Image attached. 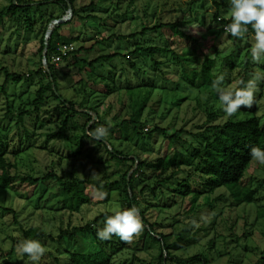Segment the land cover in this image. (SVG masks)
Masks as SVG:
<instances>
[{"label":"rangeland","instance_id":"rangeland-1","mask_svg":"<svg viewBox=\"0 0 264 264\" xmlns=\"http://www.w3.org/2000/svg\"><path fill=\"white\" fill-rule=\"evenodd\" d=\"M32 1L45 3V0ZM217 2L219 8H216L210 0H76L75 8L80 11L81 18L96 16L97 19L80 22L78 18H71L70 11L63 13L58 7L45 4L40 9L37 8L39 14L34 12L30 16L34 22L31 31L25 30L24 18L21 16L17 22L9 19L0 21V86L5 78L1 71L2 68H6L10 73L22 74L25 78L18 85L8 82L4 88L6 94L0 91V139H6L8 147L14 153L18 151L19 141L23 144V148L28 150L17 154V171L24 176L30 174L35 178L42 177L52 171L58 175L62 173L67 178L69 171H74V173L76 171V175L80 178L88 176L97 178L102 176L103 171V166L86 162L85 166L81 168L82 162H74L71 158L74 150L70 140H46L49 133L56 131L55 123L41 126V123H37L32 115L26 117L23 127H15L13 124H9L8 119L4 117L8 103L12 102L18 108L20 104H28L29 100L34 97V92L39 84L36 70L40 68L38 54L40 38L44 36V39H47L49 35L46 31L44 32L45 26L50 32L53 27L57 26V23H66L61 33L63 32L64 35L75 40L73 43L75 49L94 45L91 51L83 53V58L89 61L99 55L111 54L116 51L127 54L136 47L168 48L176 54L194 48L200 61L203 58H213L216 61L217 65H215L214 71L216 75L220 74L218 66L221 60L232 54L235 69L229 78L231 83L241 79L238 74L242 72L246 63H249L250 66L249 73L245 77L246 81L253 73H264V62L257 64L251 59L252 36L248 33L244 39H238L236 43L228 39L227 33L221 35L217 42V51L214 53L213 40L205 37L206 27L211 25L210 17L217 11L220 19L225 21L230 19L229 0H217ZM90 4L96 5L95 10L92 6L89 7ZM116 5L119 9L113 15L110 13L111 17L103 14L106 8L108 11L113 10ZM5 6L4 1L0 0V10ZM41 15L51 16L57 21L46 25V20L42 19ZM166 22H179L180 29L185 33L186 39H180L179 36L164 28H156L143 35L140 33L144 28H152L157 23ZM131 34L136 35L122 41L112 38V35L129 36ZM97 42H102V45L96 44ZM106 44L109 45L105 48ZM171 57V54H157L154 60L159 65L155 66L151 58L140 53L139 56L130 58L139 70L137 74L131 71L128 62L124 60L110 61L95 69L96 75H114L115 83L120 88V91L105 99L98 97L101 103L96 106V112L102 117L103 123L111 128L116 127L115 130L108 132L110 144H113L114 149L123 154H138L139 160H152L163 153L167 154L170 159L174 154L177 158L187 157L192 154L194 148L203 144V140L198 134L204 130L205 110L208 107H211L215 115V118L208 123L209 125H221L227 119L240 120L249 116L251 111L259 116L261 123H264V81H260L258 84L259 90L256 93L254 105L251 108H241L235 115L229 117L221 109L219 99L215 98L217 95L215 91L201 89L197 93V90L191 88L186 82L178 86L175 84L180 76L177 73V67L173 66L174 60ZM159 66L162 72H165L164 78L156 72ZM61 67L57 69L59 94L64 98L75 97L76 101H80L83 97L81 90L77 88L75 91H70L69 89L79 79L76 68H71L68 75H65ZM147 78H153L154 89L142 111L143 131H150L155 126L168 130L169 135L175 131H182L179 139L170 144L168 148L167 142L157 134L144 135L127 141L123 138L124 132L119 131L117 127L122 121H126L134 111L132 107L134 103L127 98L125 89L137 87L140 80L146 81ZM224 83L225 85L231 84L226 81ZM195 97H197V101H195ZM98 100H94L89 107L92 108L96 105ZM49 115H46L44 111L39 114L44 121L47 122L49 118L55 122L56 114L50 112ZM3 129L6 131L5 133ZM25 130L28 132L29 139L25 135ZM77 140L73 143L79 142ZM81 142L84 150L92 152V161H97L98 155L102 156V161L108 160L104 154L103 146L99 147L100 152L97 153L94 141L84 138ZM44 146L47 149L44 150ZM9 159L13 160L10 156ZM108 166L106 171L109 176L118 170L111 160H108ZM93 172L95 173L93 174ZM183 178L184 176L181 175L176 177L177 180H183ZM152 181L150 172H145L144 177L137 179V183L140 182L139 186H145L147 183L152 185ZM240 185L247 186L254 191L253 203L236 207L232 204L233 198L230 192L226 188H218L211 198L215 199L220 196L219 200L209 208L205 206L204 197L207 196L203 195L198 203L199 209L196 212V217L192 221L193 232L197 231V243L186 251L176 253L177 256L186 258L199 253L208 260L209 264H264V217L260 216L264 212V165L253 160ZM45 188V185L39 184L32 187L27 183L17 181L12 183L10 190L0 191V264H32L26 255L20 256L16 252V245L21 240V233L25 228L39 227L46 235H57L62 225V218L55 219L51 209H48L52 204L57 205L54 198L49 199L50 194L55 192V187L49 183V187ZM84 191L92 203L91 206L83 207L78 217L88 221L94 214L102 212L104 207L99 205L98 202L101 198L93 189L88 186ZM154 193L164 202L165 196L159 189H154ZM143 198L149 200L150 194L145 192ZM111 199V204L108 206L109 212L114 207L121 208L120 198L115 193ZM45 200L47 208L43 205ZM140 203L145 207L146 201L141 199ZM169 203L168 199L166 201L168 207H170ZM156 206H161V203H152L151 207L153 208L147 214L150 222L158 215V220H162L166 226L177 221L174 228L179 231L182 225L189 221L188 216L184 215L189 206L188 198L179 203V208L164 209L163 213L157 212L158 207ZM5 210H13L16 213L15 223L12 220V215L7 214ZM63 220H67L66 215ZM74 222L77 223L76 220ZM170 230L171 228H164L162 232L166 234ZM133 240L128 243L130 250L120 253L114 259L113 264H128L130 262L132 259L131 250L135 246L140 248L137 240ZM212 241L213 244H211ZM42 245L46 248V253L38 264H53L54 261L48 256V253L53 254L56 249L59 252L67 249L64 243L61 245L52 244L50 240L44 241ZM76 246L83 252H94L96 249L90 238L85 236L79 238ZM148 251V254L138 253L136 257L139 261L133 264H147L150 258L157 254V247L154 245ZM9 253L11 254L7 255Z\"/></svg>","mask_w":264,"mask_h":264},{"label":"trees","instance_id":"trees-1","mask_svg":"<svg viewBox=\"0 0 264 264\" xmlns=\"http://www.w3.org/2000/svg\"><path fill=\"white\" fill-rule=\"evenodd\" d=\"M6 6L0 10V21L9 19L18 21L21 16L24 18V27L26 31L33 30L32 13L38 12L37 8L45 4H52L66 13L71 12V18H78L81 21H88L89 19H97L96 16L80 17V11L75 8L76 0H45L44 2L36 3L32 0H2ZM216 8H219L217 0H210ZM44 3V4H42ZM95 10L96 5L90 4ZM119 7L116 5L113 10L106 8L103 14L110 16V13L115 14ZM42 16V15H41ZM46 20V25L57 21L51 16H42ZM99 19V18H98ZM211 25L206 27L205 37L212 39L214 42L213 51L216 53L217 42L221 35L225 34L224 27L229 20H223L218 17V12H214L211 17ZM213 24V26H212ZM66 23H57L56 27L50 31L48 38L44 36L40 38L38 54L40 56V68L36 70V75L39 76V84L37 90L34 92V97L29 100L28 104H20L16 108L12 102L6 106L5 119H8L9 124L15 127H23L26 117L33 115L36 122H40L41 126L45 124L55 123L56 131H52L47 135L46 140H64L71 141L73 152L71 158L75 161L82 162V167L86 162L97 166H103L102 176L93 178L88 176L80 178L76 175V171H69L68 178L55 171L48 172L42 177H33L28 174L22 175L17 171V154L24 153L27 148H23V144L18 142V151L13 152L8 147L6 139H0V191L10 190L13 182L27 183L32 187L37 185H45V189L49 187V183L55 187V192L50 194V198L56 200L48 209H51L55 219H61L62 225L58 230L57 235H46L39 227H30L24 229L21 233V239H35L43 243L50 240L52 244H65L66 250L59 252L55 250L53 254L48 253V256L53 259V264H113L114 259L120 253L129 249L126 242L120 240L119 237L113 236L110 240L101 241L96 236L98 228L103 227L105 215H110L108 206L111 204L112 195L115 193L120 198L121 208H128L135 206L139 209V216L143 223V231L134 240L140 248L134 247L132 249V259L128 264L138 262L136 255L140 252L149 253L148 249L152 246L157 247V254L150 258L147 264H209L208 260L201 254L197 253L190 257H180L176 253L186 251L188 248L197 243V231L193 232L192 221L196 217V212L199 209V200L203 195L206 200L205 206L212 207L217 198H211L214 191L218 188H226L232 199V204L236 207L243 204H251L254 201V191L247 186L240 185L247 169L253 161L250 155V149L253 146L264 149V123H261L259 116L255 112H250L249 116L243 117L240 120L227 119L221 125H209L208 123L215 118L211 107L205 110L206 122L203 124L204 130L198 135L203 140V144L194 148L192 154L187 157L177 158L176 154L170 159L165 153L159 155L152 160H139L138 154L131 155L123 154L110 144V138L107 136L102 139H95L89 133L97 127L103 125L108 128V132L115 130L116 127L111 128L109 125L103 123L102 117L96 112V106L101 102L99 98H107L110 95L120 91V88L115 83L114 75L100 76L95 74V69L104 66L106 63L114 60H124L135 74L139 72L136 64L132 63L130 58L137 57L140 53L146 57L151 58L155 66L159 65L154 57L157 54L166 55L171 54L174 60L173 66L177 67V73L180 76L175 83L177 86L181 83H188L191 88L197 90L207 89V91H214L212 89V82L216 78L215 65L216 61L213 58H203L202 61L196 56L195 49L183 50L180 54H176L172 49L168 48H153V47H136L127 54H122L118 51L99 55L93 60H86L83 58V53L91 51L94 45L88 48L75 49L61 57L60 62L55 65L52 64L51 58L58 54V48L61 45H73L75 40L61 33ZM168 29L174 35L185 38V33L181 31L179 22L157 23L152 28H144L140 32L141 35L154 29ZM48 33L45 26L44 32ZM248 34L253 35L252 29L249 26ZM136 34L129 36L112 35L113 40L122 41L127 38L134 37ZM228 39L233 43L239 38L232 37L227 34ZM188 38V37H187ZM111 39V37H110ZM189 39V38H188ZM107 41L109 40L106 39ZM97 42L96 44H101ZM102 45V44H101ZM109 44L105 45L108 46ZM84 54V55H85ZM233 55L225 56L219 67L220 74H225V81L230 82V76L234 71ZM45 60V65L42 61ZM61 65H63L61 67ZM58 67L64 70V74L68 75L71 68H76L79 79L75 84L70 86V91H75L77 88L81 90L83 97L80 101H76L75 97L64 98L59 94L60 86L57 81ZM249 63L245 64L241 73L238 76L246 81V75L249 73ZM4 74V82L0 86V91L5 93V86L8 82L13 85H18L25 80L22 74L10 73L6 68H2ZM156 72L164 78L165 72H162L160 66L157 67ZM28 78V77H27ZM136 79H139L136 77ZM29 81V79H26ZM153 78H147L146 81L140 80L137 87L126 88V96L129 101L133 102L134 111L132 115L126 120L122 121L117 127L118 130L124 132L123 137L127 141H132L136 137L144 135L151 136L157 134L167 142V148L179 139L182 131H175L168 134L165 129H160L155 126L150 131L144 132V124L141 122L142 111L146 107L149 98L154 89ZM174 84V85H175ZM78 91V90H77ZM76 91V92H77ZM143 91V93H142ZM175 91V88H174ZM99 97V98H98ZM215 98L218 99L216 95ZM94 100H98L96 105L89 107ZM197 101V97H195ZM130 102V103H131ZM45 108V110H42ZM50 116V112L56 114L57 119L52 122L48 118L47 122L39 116L40 113ZM237 117V116H236ZM13 122V123H12ZM4 130V129H3ZM6 132L5 130L3 131ZM68 133V135H67ZM27 139V130H25ZM88 138L96 143V152L99 153V147L103 146L104 154L108 160L114 162L118 170L113 172L110 176L107 173L108 160L102 161V156L98 155L97 161L91 160L92 152L84 150L82 139ZM78 139V140H77ZM5 140V141H4ZM79 141L73 143L74 141ZM44 145V144H43ZM46 145V144H45ZM10 149V150H9ZM43 149H47L45 146ZM140 153V152H138ZM134 155V156H132ZM9 156L13 158L9 159ZM132 156V158H131ZM91 161V162H90ZM145 172H150L152 178V185L147 183L145 186H139L137 183L139 177H144ZM177 175L184 176L183 180H177ZM145 179V178H144ZM147 180V178H146ZM142 183V182H141ZM90 187L101 198L98 202L105 210L98 212L92 216V219L86 221L79 218L78 215L83 207L91 206L92 201L85 194L84 189ZM159 189L161 194L165 196L164 202L161 201L154 193V189ZM150 194L149 200H146L144 193ZM167 195V196H166ZM188 198L189 206L184 215L188 216V222L184 223L179 231L175 230L174 225L177 221H173L166 226L162 220L157 217L150 222L147 214L153 208V202L161 203L157 212H164V209L179 208V203ZM47 199V201H49ZM146 201L145 207L141 205L140 200ZM170 200L169 206L166 201ZM163 202V203H162ZM46 200L43 202L46 206ZM96 204V203H95ZM7 214L12 215V220L16 221V213L13 210H5ZM9 212V213H8ZM62 215H66L67 220L64 221ZM264 217V212L260 214ZM77 221L74 222V221ZM164 228H171L169 233H163ZM85 236L90 238L92 244L96 249L94 252H83L77 248L79 238ZM213 244V241L211 242ZM69 245V247H68ZM11 253L7 254L10 255ZM124 264V263H122Z\"/></svg>","mask_w":264,"mask_h":264},{"label":"clouds","instance_id":"clouds-1","mask_svg":"<svg viewBox=\"0 0 264 264\" xmlns=\"http://www.w3.org/2000/svg\"><path fill=\"white\" fill-rule=\"evenodd\" d=\"M229 6L230 23L225 25L224 32L232 37L244 39L250 26L253 32L251 59L257 64L264 62V0H229ZM224 81L225 74L217 75L212 82V89L218 96L223 112L231 117L241 108H251L254 105L259 90L258 84L264 81V73H253L247 81L240 79L229 85H225ZM89 135L95 139L106 138L108 128L101 125ZM250 155L253 160L264 165V149L253 146ZM110 211V215H105L103 227L96 231V236L101 241L117 236L121 241L130 243L143 231V223L137 207H114ZM16 252L20 256L26 255L32 264H38L45 255L46 248L38 240L21 239L16 245Z\"/></svg>","mask_w":264,"mask_h":264},{"label":"built area","instance_id":"built-area-1","mask_svg":"<svg viewBox=\"0 0 264 264\" xmlns=\"http://www.w3.org/2000/svg\"><path fill=\"white\" fill-rule=\"evenodd\" d=\"M72 50H73V45H71V44L59 46L58 54L54 55L51 58L52 64L57 65L60 62L61 57L64 56L65 54H67L68 52L72 51ZM43 63L45 65V60H43Z\"/></svg>","mask_w":264,"mask_h":264},{"label":"water","instance_id":"water-1","mask_svg":"<svg viewBox=\"0 0 264 264\" xmlns=\"http://www.w3.org/2000/svg\"><path fill=\"white\" fill-rule=\"evenodd\" d=\"M48 33H50V32H48Z\"/></svg>","mask_w":264,"mask_h":264}]
</instances>
